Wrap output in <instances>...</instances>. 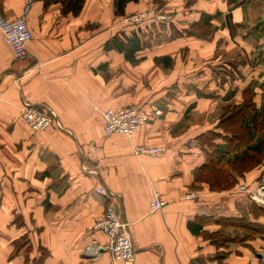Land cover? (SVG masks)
Listing matches in <instances>:
<instances>
[{
    "label": "crops",
    "instance_id": "crops-1",
    "mask_svg": "<svg viewBox=\"0 0 264 264\" xmlns=\"http://www.w3.org/2000/svg\"><path fill=\"white\" fill-rule=\"evenodd\" d=\"M27 1L0 0V12L16 20ZM151 7L170 20L128 24L114 0H85L77 14L33 0L27 60L0 32V264H35L42 251V264H125L94 231L109 203L101 187L129 225L133 264H264V240L217 248L188 229L200 216L254 222L264 163L240 180L247 193L214 192L195 171L206 161L198 138L213 132L224 144L221 119L248 96L263 122L256 138L264 135V0H141L126 16ZM204 23L209 40L186 34ZM123 36L141 40L136 64L107 46ZM26 104L50 109L61 127L31 130ZM131 107L152 121L132 139L106 136L103 112ZM140 147L163 152L137 155ZM155 193L166 202L158 212ZM204 230L229 235L216 223Z\"/></svg>",
    "mask_w": 264,
    "mask_h": 264
},
{
    "label": "trees",
    "instance_id": "trees-1",
    "mask_svg": "<svg viewBox=\"0 0 264 264\" xmlns=\"http://www.w3.org/2000/svg\"><path fill=\"white\" fill-rule=\"evenodd\" d=\"M43 1L46 6L53 1H59L65 7V12L71 14H77L85 2V0ZM140 1L114 0L116 16L125 17L127 6ZM186 34L209 40L212 31L209 25L204 23V25H194ZM107 46L124 53L126 59L136 64L135 55L141 50V40L137 36L116 37ZM260 121L261 118L252 96L246 97L242 105L229 108L219 124V127L224 131V144L216 143L217 140L222 139V135L213 132L203 134L198 138L206 161L202 167L195 171L196 182L207 184L214 192L228 191L238 184L237 177L243 178L246 172L261 166L264 163V135L261 134L258 139L256 138L257 133H260L263 127L261 126L263 122L260 123ZM250 213L254 222L246 219L200 216L188 223V229L195 236H203L217 248L226 247L233 241L247 243L257 239L264 240V225L257 222L264 218V207L253 205ZM208 223H216L227 229L242 231V235L230 237V234L208 233L204 230L205 224ZM46 256L42 251L40 259L35 264H42Z\"/></svg>",
    "mask_w": 264,
    "mask_h": 264
},
{
    "label": "built area",
    "instance_id": "built-area-1",
    "mask_svg": "<svg viewBox=\"0 0 264 264\" xmlns=\"http://www.w3.org/2000/svg\"><path fill=\"white\" fill-rule=\"evenodd\" d=\"M33 0H28L24 9V13L16 20H8L0 12V32L12 48L13 54L17 60H27L29 58L28 45L32 41V33L28 26V15L32 6ZM165 22L169 21L170 17L160 13L159 11H148L140 14L129 16L125 19L126 23L143 24L144 22ZM22 117L25 123L35 132H42L52 125L61 127L56 116L48 108H41L26 104L23 107ZM163 112L157 110L154 113L155 117H161ZM104 120V133L106 136L114 134L123 135L128 139L133 136L152 118L144 115L138 107L120 108L106 110L102 114ZM97 151L96 147H91L88 156ZM163 152L161 148H145L140 147L135 149L137 155L156 156ZM84 170L91 172L84 167ZM241 193H247L248 189L241 186L237 190ZM264 192V190L262 191ZM258 192L257 195H251L254 202L264 206V193ZM97 193L108 200V206L104 216L95 224L94 231L100 232L109 238V245L106 251L110 254L114 262H123L125 264H133L136 257V249L129 231V225L123 219L117 206L112 201V194L104 187L97 189ZM166 202L161 199L158 193L154 194V199L151 203V211L158 212L164 208ZM102 248H92L89 252L92 255L98 254Z\"/></svg>",
    "mask_w": 264,
    "mask_h": 264
},
{
    "label": "rangeland",
    "instance_id": "rangeland-1",
    "mask_svg": "<svg viewBox=\"0 0 264 264\" xmlns=\"http://www.w3.org/2000/svg\"><path fill=\"white\" fill-rule=\"evenodd\" d=\"M152 10L157 11V12L159 11L158 9L151 7V8H149V9L143 11V12H148V11H152ZM143 12H140V13H143ZM140 13H136V14H140ZM133 15H135V14H133ZM129 16H132V15H129ZM129 16H125V17H124V21H125V19H126L127 17H129ZM128 24H130V23H128ZM259 167H260V166H259ZM257 168H258V167L254 168V169H252V170H250V171H248V172H246V173H245V176L248 175L249 173H251L252 171L256 170ZM235 176L237 177L236 174H235ZM245 176H244V177H245ZM244 177H243V178H244ZM243 178H241V177H237V179H238V184H237L236 186H234V188H230L229 190H234V189H236L237 187H238V189H240L241 186H244V187H246V188L248 189V191H249V188H248L245 184H241V183H240V180H242ZM198 183H200V182H198ZM262 187H263V186H261V188H262ZM263 188H264V187H263ZM198 194H199V193H198ZM250 194H251V193H250ZM226 233L230 234V237H235L236 234H237V236H241V235H242V231L234 230V229H228V232H226ZM262 260H263V263H264V256H263Z\"/></svg>",
    "mask_w": 264,
    "mask_h": 264
}]
</instances>
